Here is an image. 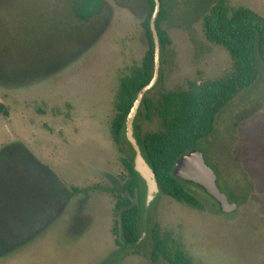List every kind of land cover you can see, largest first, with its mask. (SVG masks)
Returning a JSON list of instances; mask_svg holds the SVG:
<instances>
[{
	"label": "rangeland",
	"instance_id": "374dc122",
	"mask_svg": "<svg viewBox=\"0 0 264 264\" xmlns=\"http://www.w3.org/2000/svg\"><path fill=\"white\" fill-rule=\"evenodd\" d=\"M68 1L0 2V62L48 67L20 78L24 83L0 86V176L10 177L23 158L66 189L57 191L61 209L38 226L43 212L23 211V187L10 200L1 195L0 210L13 205L14 212L4 208L0 214L6 222L0 224V264H152L147 241L126 249L115 243L114 199L102 190L118 189L125 176L121 160L129 150L114 144L109 124L120 79L139 65L147 48L141 27L145 1L104 0L103 14L88 22L69 16ZM217 1L165 0L169 42L161 55L162 80L148 98L230 72L228 52L203 32V14ZM224 3L264 19V0ZM147 114L138 119L140 134L158 128L156 115ZM197 149L228 200H236L230 191L241 197L250 188L260 194L254 206L242 199L237 213L223 215L205 191L189 185L200 208L162 194L147 207L150 222L195 264H264V68L223 107L213 133ZM9 182L0 180L3 191Z\"/></svg>",
	"mask_w": 264,
	"mask_h": 264
},
{
	"label": "trees",
	"instance_id": "16d2710c",
	"mask_svg": "<svg viewBox=\"0 0 264 264\" xmlns=\"http://www.w3.org/2000/svg\"><path fill=\"white\" fill-rule=\"evenodd\" d=\"M144 1L146 14L141 21V27L147 48L139 65L131 68L120 79L115 94L114 113L109 124L114 144L122 151L121 145L125 143L129 150V156L121 160L125 170L121 185L118 189L105 190L114 199L113 212L116 220L112 231L116 234L115 243L125 249L147 241V257L152 264H195L170 234H162L158 226L150 222L148 206L144 203V181L133 169L134 152L124 137L126 115L137 92L153 75L154 46L150 18L155 0ZM159 1L160 6L153 22L159 41V74L154 85L144 93L139 103L132 133L142 156L155 174L159 188L155 199L164 194L194 208H200L201 204L188 186L204 190L196 184L175 177L172 173L174 163L183 154L197 149L198 144L213 133L217 115L223 107L237 93L256 81L260 69L264 68V19L243 7H229L224 0L217 1L213 8L203 14V32L207 41L228 52L231 58L230 72L220 79L197 86L191 85L186 89L163 90L151 99L148 98V93L162 80L161 55L169 42L163 27L168 19V9L165 0ZM72 11L74 17L81 21H87L91 17L95 19L105 11L104 0H74ZM13 78L8 71H0L1 85L16 84ZM150 111L158 119V128L153 132L140 134L138 119L142 114L149 118L147 113ZM2 164L0 163V168ZM18 169V166L14 168V177L23 174ZM77 191L78 189L73 190L74 193ZM210 198L217 205L211 196ZM5 223L0 222L3 227ZM143 233L146 235L143 236ZM138 239H141L139 243Z\"/></svg>",
	"mask_w": 264,
	"mask_h": 264
},
{
	"label": "water",
	"instance_id": "95a60500",
	"mask_svg": "<svg viewBox=\"0 0 264 264\" xmlns=\"http://www.w3.org/2000/svg\"><path fill=\"white\" fill-rule=\"evenodd\" d=\"M160 1L155 0L154 10L150 18V30L153 36L154 46V65L153 75L150 81L144 85L136 94V98L126 115L124 137L131 146L133 155V169L144 181L145 185V206L158 195L159 188L155 174L149 164L141 154L139 145L133 136V121L136 115L139 103L144 93L149 90L155 83L159 74V41L158 34L153 25L154 17L159 9ZM173 175L183 181H188L200 186L209 196H211L218 205L221 213H230L236 208L235 202H230L227 195L222 192L216 183V174L214 170L205 162L203 153L199 149H192L188 153L180 156L174 163ZM140 239H138L139 241Z\"/></svg>",
	"mask_w": 264,
	"mask_h": 264
},
{
	"label": "flooded vegetation",
	"instance_id": "af4514ba",
	"mask_svg": "<svg viewBox=\"0 0 264 264\" xmlns=\"http://www.w3.org/2000/svg\"><path fill=\"white\" fill-rule=\"evenodd\" d=\"M2 1L4 0H0V2ZM73 1L74 0L68 1L67 2L68 5L66 6V11H69V16L71 15L72 17H74L73 11H72ZM92 20L93 18L91 17V19L87 20L86 22L92 21ZM3 62H0V71L4 70V71H8L9 73H11L12 77H14L13 79H15L14 81H16L15 83H17V81L22 80L20 78H15V76L16 77L21 76L22 78L23 77L30 78V75L40 74V72L48 68L45 65L44 68L41 69L40 68L41 65H38V64L36 65L35 63L29 64L27 66L24 65V67L22 68L21 66H12L11 65L12 63L4 64ZM35 66L37 67L35 68ZM36 69L38 70L35 71ZM0 86L2 85L0 84ZM28 163H29L28 160H23L22 163L19 165L18 170H20V172H22L23 174L21 176L18 175L17 178H13L14 176L12 175V173H11L12 176L10 175V177L0 176L1 183L6 180L10 181L8 186H6L5 191L2 190V184L0 185V200H1V195L3 193L9 199L8 196L13 195L14 193L13 191L15 190V188L23 187L24 190L27 191V193L24 194V196L26 197L25 198L26 202L24 203V206L22 207L23 211L24 210H31V211L34 210L36 213L41 212V211L43 212V216L41 218L39 217L40 218L39 221L35 223L38 226L39 224H41L40 222L43 220L44 216L48 217L49 214H52V212L55 211L56 209H61V207H59L61 204V198L58 196L57 191H64L66 189L65 187H63V185L59 181H57L54 178L53 174H50L49 172H47L45 175V173H41L40 171V169L42 168H32L31 166L33 165L28 164ZM14 168L16 169V167ZM121 183L122 182H120L119 185H121ZM102 190L105 191L106 189H102ZM230 192H231V195L233 197H236V200H237V201L236 200L230 201V202L236 203V208L230 213H237L239 211L241 204L243 203L242 199H246L248 207L252 208L254 206V199L258 198V196L260 195L259 193L256 194L253 190L250 191V188L248 191L246 190L244 195L241 197L238 195L236 196L235 195L236 192L234 191H230ZM255 194L256 196H254ZM29 196L32 198L30 199ZM4 208H5V212H9L12 210L13 205L9 206V208L5 206L3 207L2 210H4ZM2 210H0V214L4 213ZM221 214L227 215L228 213L227 214L221 213ZM35 224L32 223V225L34 226ZM23 225H26V224L24 223ZM32 225L29 224L28 226L27 225L26 226L30 228Z\"/></svg>",
	"mask_w": 264,
	"mask_h": 264
}]
</instances>
